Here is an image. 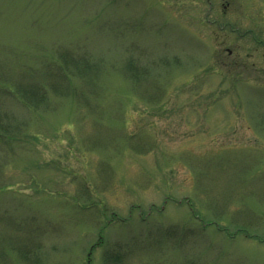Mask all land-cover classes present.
Returning <instances> with one entry per match:
<instances>
[{"label": "rangeland", "instance_id": "374dc122", "mask_svg": "<svg viewBox=\"0 0 264 264\" xmlns=\"http://www.w3.org/2000/svg\"><path fill=\"white\" fill-rule=\"evenodd\" d=\"M1 125L0 264H264V0H0Z\"/></svg>", "mask_w": 264, "mask_h": 264}, {"label": "trees", "instance_id": "16d2710c", "mask_svg": "<svg viewBox=\"0 0 264 264\" xmlns=\"http://www.w3.org/2000/svg\"><path fill=\"white\" fill-rule=\"evenodd\" d=\"M230 56V55H229ZM231 57V56H230ZM67 65V64H66ZM80 65V64H79ZM82 65V64H81ZM77 67V66H76ZM48 69V71H50V73L51 74H53L54 76H55V83L54 82H52L53 83V85H55V86H58V85H62V84H60L63 80H65L63 77H68L65 73H64V71H63V73H60L59 74V71L60 70H64V68H65V66L63 65V67H61V68H58V69H56L55 68V66H49V67H47ZM83 68H84V66H83ZM67 69H68V65H67ZM59 70V71H58ZM79 70H80V68H79ZM70 77V76H69ZM7 87H9L10 85H6ZM11 87V86H10ZM44 87V88H43ZM43 89L44 90H47V88L46 87H48L47 85H43ZM42 90V89H41ZM37 91V93L35 94V95H39L40 96V94L41 93H44V92H42V91ZM59 90H61V89H59ZM11 93H12V91H10ZM34 93H31V92H29L27 95H29V96H27L28 98H32L33 96H31V95H33ZM36 100H37V102H40V99L39 98H35ZM34 102H36V101H34ZM51 103V102H50ZM27 136L29 135V133H27L26 134ZM38 139V138H37ZM0 142H3L5 145H6V149H3V151H9V150H12L13 149V145L11 144V142L12 143H14L15 141L13 140V136H12V134H10V133H8V131H7V127H4V126H0ZM0 144H2V143H0ZM1 146V145H0ZM2 185H3V183H0V187H2ZM5 191L4 192H2V193H10L9 191H7L6 190V188L4 189ZM24 190H22L21 192H23ZM3 194V195H4ZM10 194H12V195H18L17 194V192H13V193H10ZM2 195V196H3ZM30 197V196H29ZM103 228V230L105 229V226H103L102 227ZM101 245H99V246H97V247H100ZM95 249L96 248V246H94V247H92V249ZM93 249V250H94ZM91 254V253H90ZM113 257H107V261H108V259L109 260H114V258L112 259ZM119 261H120V259H119ZM87 264H88V262H87Z\"/></svg>", "mask_w": 264, "mask_h": 264}, {"label": "flooded vegetation", "instance_id": "af4514ba", "mask_svg": "<svg viewBox=\"0 0 264 264\" xmlns=\"http://www.w3.org/2000/svg\"><path fill=\"white\" fill-rule=\"evenodd\" d=\"M224 7L226 8L227 6L225 5ZM229 54H230V56H231V55H232V52H230Z\"/></svg>", "mask_w": 264, "mask_h": 264}]
</instances>
